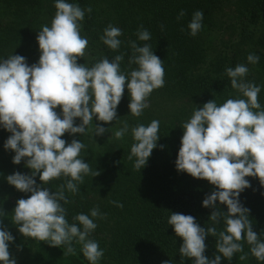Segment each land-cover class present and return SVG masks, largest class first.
Listing matches in <instances>:
<instances>
[{"label":"clouds","instance_id":"clouds-1","mask_svg":"<svg viewBox=\"0 0 264 264\" xmlns=\"http://www.w3.org/2000/svg\"><path fill=\"white\" fill-rule=\"evenodd\" d=\"M54 7L50 26L43 25L36 37L38 62L29 65L26 57L19 54L0 58V127L11 133L3 146L15 153L14 164L23 160L31 170L27 174L16 171L7 175L8 184L31 195L18 199L11 212L0 208V217H9L25 238L62 248L65 257L77 255L75 245H80L89 264H99L104 249L91 234L98 226L94 221L106 219L107 214L95 206L90 214L78 213L72 217L73 223H69L64 205L71 203L66 192L75 196L85 176L95 177L100 173L81 158L86 144L77 139L67 143L61 137L65 133L87 134L94 118L104 123L116 121L125 88L130 97L129 113L141 117L150 106L148 98L153 91L165 86V69L151 44L141 46L128 41L131 49L128 64L136 67L122 70L125 53L119 52L122 44L119 37L123 31L111 23L104 28L100 40L119 54L111 60L105 56L91 66L78 63L88 55L89 42L81 31L85 14L91 13L92 8H81L67 0H55ZM185 14L182 9L177 21ZM203 17L202 10L193 13L188 23L189 35L195 37L201 31ZM136 35L139 41L151 40V33L143 25ZM259 60L257 54L247 55L249 64L256 65ZM224 71L240 97L228 98L219 105L211 99L202 107L196 106L181 126L184 131L175 161L177 171L205 179L214 188L202 201L203 207L214 209L208 217L210 226L201 227L195 217L179 212H171L167 220L183 241L178 250L181 264L184 258H193V264H220L222 257L231 261L236 253H240L239 260L245 261L249 253L244 252V243L250 246V253L257 261L264 262V240L253 230L250 210L239 199L251 187L246 177L257 178L264 187V106L258 99L261 86L245 79L249 73L245 64ZM76 118L81 121L78 125ZM159 127L160 122L154 119L147 126L140 123L131 129L134 143L128 159L135 157V170L146 166L157 147ZM108 130L101 124L91 128L93 135H103ZM128 131L129 125L124 121L113 135L122 140ZM61 179L64 182L55 192L45 187ZM217 201L226 205V212ZM110 203L123 207L119 201ZM221 219L224 228L218 230ZM208 235L216 238L219 254L214 259L204 254ZM14 239L0 220V264H16L9 251V243Z\"/></svg>","mask_w":264,"mask_h":264},{"label":"trees","instance_id":"trees-1","mask_svg":"<svg viewBox=\"0 0 264 264\" xmlns=\"http://www.w3.org/2000/svg\"><path fill=\"white\" fill-rule=\"evenodd\" d=\"M55 0H0V58L19 54L29 65L38 62L40 51L37 42L38 31L43 25L51 24L55 14ZM81 8L91 6L92 12L85 14L81 35L89 42L88 55L77 62L91 66L113 52L100 40L108 24L119 27L123 35L119 52L125 53L122 70L130 71L131 49L128 41L151 44L153 53L163 61L165 86L154 90L148 98L149 107L139 118L129 112L130 97L125 88L123 98L117 107V120L104 123L93 119L94 124L109 128L103 135H93L90 126L85 135L65 133L62 139H72L87 145L81 158L99 175L85 176L78 194L66 192L71 203L64 205L67 219L78 213L90 214V209L99 206L106 219H96L97 228L91 238L104 249L99 264H181L179 247L182 238L176 236L167 220L171 212L192 215L201 227L210 226V213L214 210L202 206V201L214 188L205 179H196L185 172L177 171L175 161L183 135V122L188 120L194 108L214 99L217 104L228 98H239L240 94L231 87L225 68L245 64L249 73L245 78L261 86L259 102L264 106V0H67ZM185 15L177 21L181 10ZM204 13L203 27L195 36L189 35L188 23L195 11ZM143 25L151 33V40L139 41L137 30ZM163 25V29L161 28ZM183 29V31L181 30ZM249 53L260 57L256 65L247 62ZM60 111L59 108L56 109ZM160 122L157 147L153 149L146 166L140 171L133 168L135 157L129 160L134 143L131 129L137 124L146 126L152 120ZM127 121L129 131L122 140L113 133ZM78 125L79 118L75 119ZM11 135L0 127V208L11 212L16 201L27 198L8 184L7 175L16 171L30 173L22 160L14 164V152L4 149V142ZM160 145L164 147L161 148ZM37 184L39 176L35 177ZM251 187L240 194V202L250 210L253 230L264 240V187L257 178L246 177ZM53 180L45 185L55 192L63 183ZM110 201H119L122 208ZM217 205L227 211L226 205ZM11 215V213H9ZM14 236L9 243L11 256L16 264H89L75 245L77 255L63 256V249L49 246L45 242L25 238L19 233L9 217H0ZM218 230L224 228L221 219ZM216 238L208 235L205 255L214 259L219 254L215 248ZM19 246V247H18ZM248 259L239 260L236 253L231 261L223 258L220 264H264L250 253V246L244 243ZM182 264H193V258H184Z\"/></svg>","mask_w":264,"mask_h":264}]
</instances>
